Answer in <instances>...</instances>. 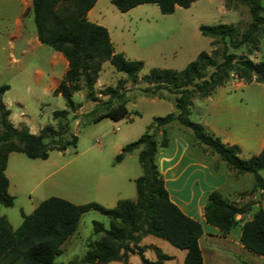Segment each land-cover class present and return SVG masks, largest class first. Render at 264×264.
<instances>
[{"label": "trees", "instance_id": "obj_1", "mask_svg": "<svg viewBox=\"0 0 264 264\" xmlns=\"http://www.w3.org/2000/svg\"><path fill=\"white\" fill-rule=\"evenodd\" d=\"M197 0H111L120 12H126L140 4H156L163 15L172 14L176 7L188 8ZM234 5H245L251 21L244 30L238 24H200L198 31L210 39L212 49L200 51L195 59L179 71L152 67L141 76L146 84L139 90L146 96L166 100L162 90L173 95L174 112L155 116L146 131L136 140L124 144L115 155L120 162L127 153L140 149L138 160L142 174L135 180L136 199H120L112 208L96 202L74 204L57 196L39 202L30 214L21 212L22 222L13 229L9 221L0 216V264H14L22 258L24 264H54L61 253L62 244L77 228L81 215L90 209L108 217V227L94 220L93 232L98 239L87 243V250L80 259L58 264H106L121 261L127 264L129 255L137 253L140 264H165L171 259L158 248H153L156 258L144 256L140 240L152 235L167 241L177 249L184 250V264H203L198 239L202 234L200 223L186 215L173 203L159 172L155 159L159 147L169 146L167 128L172 122L190 131L192 138L204 151L218 156L235 177L246 173L252 176L254 188L264 191V146L249 158H240L236 144H225L219 137L205 132L202 125L189 120L190 107L194 99L209 97L218 87L235 77L246 83L264 82V61H254L249 56L259 50L264 36V5L261 0H230ZM96 0H31V13L36 28V37L41 44L60 53L68 63L53 95H60L65 109L52 112L57 125L45 124L37 134L30 133L25 124L15 127L9 119L10 111L2 101L9 89L0 85V205L10 207L14 197L8 193V178L5 175L8 155L20 152L31 159H46L50 151H65L76 147L78 136L69 130L68 116L81 105L73 100V94L84 90L85 100L92 107L78 117V125L84 127L103 119L119 121L129 114L128 98L124 84H135L144 67L142 60H131L122 52H115L105 26L87 19V12ZM226 8H229L225 4ZM246 47L245 54L237 55L228 49ZM108 61L125 78L118 79L115 86L95 90V83ZM99 95L107 96L106 100ZM135 114H138L135 111ZM73 115V114H72ZM161 130V138L155 131ZM67 135V136H65ZM251 210V203L238 204L214 189L210 191L203 207V217L222 235L227 234L240 221V241L245 249L255 255L264 256V210L258 207L250 219L243 220ZM240 215L242 218L237 219ZM136 249V250H135Z\"/></svg>", "mask_w": 264, "mask_h": 264}, {"label": "rangeland", "instance_id": "obj_2", "mask_svg": "<svg viewBox=\"0 0 264 264\" xmlns=\"http://www.w3.org/2000/svg\"><path fill=\"white\" fill-rule=\"evenodd\" d=\"M261 2L264 5V0ZM95 10L100 13L99 21L111 32L115 51L124 53L128 59L142 60L144 63L137 82L132 84L126 81L124 84L131 119H103L84 127L79 126V115L88 111L92 104L85 100L82 90L73 95L74 102L80 104L82 109L79 107L68 116L69 130L72 129L78 136L76 147H69L65 152L50 151L45 160L31 159L20 152L10 153L5 174L8 178V193L14 197V204L10 207L0 205V216L5 217L14 229L22 222L21 212L30 214L39 202L50 196L63 199L68 197L75 204L96 202L106 208L114 207L120 199L135 200V183L129 175L138 177L142 174L138 151L122 163H116L114 158L118 153L117 146L122 147L136 140L146 131L153 117L175 111L173 95L167 91H161L167 97L162 100L156 96H146L139 90L146 85L141 76L152 67L179 71L195 59L200 51L209 52L212 49L210 39L201 36L198 31L200 24L234 23L242 31L251 21L248 7L234 5L230 0H197L188 8H176L169 15L161 14L156 4L150 3L120 12L111 0H97ZM22 11L21 0H0V85L9 86L2 100L10 105V122L15 127L25 124L29 130L34 131L33 134H37L45 124L56 126L57 121L53 120L52 112L66 108L63 98L53 95L51 89V83L61 79L64 69L56 63L55 54L58 52L47 45L35 44L37 37L31 5L28 4L27 9ZM261 15L264 17V11ZM228 52L242 55L246 47L229 48ZM249 57L254 61H264V36L260 39L259 50ZM36 66L42 70V75L34 72ZM121 78L126 79V75L105 62L94 88L98 90L105 86H115ZM222 87L229 95L230 101L227 104L251 107L264 117V82L246 83L232 77ZM99 98L106 100L107 96L99 95ZM206 108V102L194 99L189 120L197 123L203 120ZM154 133L159 140L161 130ZM167 135L170 140L176 138L188 143L189 151L204 158L214 177L220 174L226 176H223L224 180L221 178L224 181L222 195L238 204L251 203V210L243 220L250 219L258 207L264 210V191L254 188L250 174L246 173L238 181H233L234 173L218 156L204 151L196 144L190 131L175 121L167 128ZM253 155L245 149L239 152V157L244 159ZM260 175L264 179V170L260 171ZM232 187L238 191L235 192ZM108 188L112 190L110 194ZM94 220L108 227V217L103 213L94 209L83 213L77 230L62 244L61 253L55 257L54 264L83 256L87 243L99 238L93 232ZM167 245L173 250H179L169 243ZM147 255L148 258L153 257L150 252ZM247 260L253 263L250 258ZM15 264H24V261L20 258ZM131 264H140L139 259L132 256Z\"/></svg>", "mask_w": 264, "mask_h": 264}, {"label": "crops", "instance_id": "obj_3", "mask_svg": "<svg viewBox=\"0 0 264 264\" xmlns=\"http://www.w3.org/2000/svg\"><path fill=\"white\" fill-rule=\"evenodd\" d=\"M21 3L23 10L22 12H24L27 9L28 4L31 5V0H21ZM96 5L97 0L93 7L87 12V19L96 24L105 26L108 30L110 40L113 45V39L109 28L99 21L100 13L95 10ZM140 5H137L136 7H140ZM34 42L38 46L41 45L37 38L34 40ZM55 55L57 58L56 63H59L63 67L64 73L68 67L67 60L60 53H56ZM34 72L37 75H42V70L39 68V66L35 67ZM98 78L97 80H99ZM59 81L60 78L55 79L51 83V89H54ZM202 100L203 102H206L207 110L205 112L204 119L198 121V123L202 125L205 132L219 137L220 140L225 144L238 145L240 151L245 149L256 155L262 150L264 146V117L254 112L251 107L248 108L241 107L238 104H227L230 101L229 95L226 93V90L223 87L217 88L216 91L212 93V95ZM2 101L10 111L9 103H7L5 100ZM130 114L131 112L129 111V114L126 117L127 119H131ZM9 119L11 121V111ZM12 124L14 125V123ZM29 131L34 133V131ZM119 146L121 145L117 146L118 152L121 148ZM189 149L190 145L188 143L180 142L174 138L173 140H170L168 147H159L157 149L155 162L159 172L163 175L164 184L168 191L170 200L175 203L186 215L197 220L202 227V234L198 239V245L201 250L203 264H264V256L255 255L248 251L243 247L240 241L241 226L243 221H240L225 235H222L216 227L206 223L203 217V207L206 203L207 195L214 189L222 192L221 187L224 185V181H221V178L223 179V176L225 175L220 174V176L214 177L213 173L206 165L204 158H200V156L192 154ZM136 150L139 153L140 149ZM136 150L127 153L125 157L118 163H122L125 159L132 157ZM60 168L61 166L58 169ZM134 170L135 169H133V171ZM129 176V178H133V181L137 178L131 177V175ZM242 177L243 175L238 176L237 178L234 177L232 180L238 181ZM232 190L235 192L238 191L235 187H232ZM111 191L112 190L108 188L109 194ZM65 199L71 202L70 198L65 197ZM241 218L242 217L240 215L237 216L238 220ZM167 243V241L158 237L147 235L140 240L138 246L143 247V254L145 257L148 256L147 252L151 253V256H153L149 257L151 260L156 258L153 248H158L163 254L171 257V259L165 261V264H184L183 260L185 251L180 249L178 251L173 250L167 245ZM132 256L139 259V255L137 253H133L129 255L127 264H131ZM247 258H250L253 263H250ZM106 264L124 263L121 261H111Z\"/></svg>", "mask_w": 264, "mask_h": 264}]
</instances>
